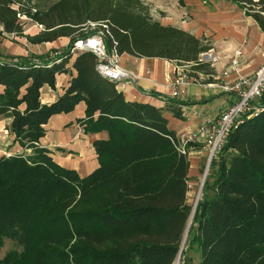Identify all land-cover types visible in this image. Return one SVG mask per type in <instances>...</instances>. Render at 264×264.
<instances>
[{
    "label": "trees",
    "instance_id": "trees-1",
    "mask_svg": "<svg viewBox=\"0 0 264 264\" xmlns=\"http://www.w3.org/2000/svg\"><path fill=\"white\" fill-rule=\"evenodd\" d=\"M23 1L0 0V33L24 36L18 15L27 13L42 25L25 36L30 43L70 42L54 57L0 58V116L12 118L13 141L34 150L0 157V247L8 239L19 248L0 264H174L186 234L180 264H264V92L212 160L189 225L190 162L176 151L165 116L183 119L185 102L168 98L157 107L127 100L97 71L91 51L68 63L73 43L94 32L89 24L105 23L109 52L164 59L210 82L215 69L200 55L212 49L211 40L154 20L145 0ZM229 1L264 33V0ZM71 70L65 92L41 103L40 89H54L56 76ZM81 101L85 116L77 124L85 133L108 134L94 142L98 167L84 177L39 146L48 119Z\"/></svg>",
    "mask_w": 264,
    "mask_h": 264
},
{
    "label": "crops",
    "instance_id": "crops-1",
    "mask_svg": "<svg viewBox=\"0 0 264 264\" xmlns=\"http://www.w3.org/2000/svg\"><path fill=\"white\" fill-rule=\"evenodd\" d=\"M176 4L179 6L177 11L181 14L189 11L192 22L178 25L159 22L211 40L212 49L208 52H213L218 57V60L212 63L216 72L213 81L209 82L208 76L199 74L207 78L206 84L199 85L191 82L196 79L190 77L184 87L178 86L179 94L173 97L171 93L176 88L175 82L179 71L175 63L160 58H137L122 54L119 58L122 61L125 60V63L120 65L136 73L137 79L131 84L116 86V88L129 101L149 103L157 107H164L168 98L185 102V105L181 107L183 119L165 112L169 129L179 133L194 129L205 118L218 116L236 100L235 90L231 92L232 90L225 88L236 80V75L230 72L232 54L237 49L242 50L240 74L250 75L264 58V33L250 16L245 15L237 3L229 0H176ZM13 6L17 8V5ZM38 25L29 20L24 25V36L0 33V58L9 59L29 55L50 57V52L66 49L70 42L69 37H60L49 42L30 43L25 36L39 33L42 29ZM76 54L70 58L69 68ZM74 74V70L67 74H58L54 89L44 85L40 89L41 103L55 102L65 92ZM2 92L3 86H0V93ZM151 92L157 95L153 96ZM23 108L24 106L21 105L20 109ZM85 108V103L81 101L71 112L52 115L44 125L45 135L39 139V146L47 149L48 155L57 164L75 170L81 177L87 176L98 167L94 142L108 137L106 131L85 133L83 127L77 124V120L85 116ZM11 120L12 118L8 115L0 116V157L3 150L18 152L24 149L18 142L13 141L14 135L10 130ZM188 160L190 162L188 172L190 193L196 189L199 182L205 160L204 149L201 146L196 147L189 154Z\"/></svg>",
    "mask_w": 264,
    "mask_h": 264
},
{
    "label": "built area",
    "instance_id": "built-area-1",
    "mask_svg": "<svg viewBox=\"0 0 264 264\" xmlns=\"http://www.w3.org/2000/svg\"><path fill=\"white\" fill-rule=\"evenodd\" d=\"M18 16L21 20L27 18L24 15ZM38 26L42 29V25ZM89 26L94 32L89 36L76 40L70 47V52L72 54L81 51L93 52L98 59L96 65L97 71L101 76L115 83L116 86H125L133 83L137 79V74L120 65L119 55L114 49L110 52L107 50L105 43V38L109 34L107 25L105 23H90ZM1 30L2 27H0V31ZM204 54L205 53L202 55ZM56 55H58V52H54L51 56L54 57ZM241 56L242 50L237 49L234 51L230 60V72L236 75L234 87V89L238 91L236 100L218 116L205 118L194 129L176 133L174 138H171L176 151L180 155L188 157L198 146L204 149L205 163L198 182L199 194L196 198V204L199 200L205 179L209 173L212 160L221 152L227 136L236 127L242 114L251 109L250 103L259 98L264 92V64L254 72L252 79L247 81L245 76L240 74ZM175 84L179 87H183L185 82L183 78H180ZM243 84L245 87L241 88ZM178 94L179 91L177 90H173L171 93L173 97H176ZM12 154H19V152L10 153L4 150L2 153L4 156H10Z\"/></svg>",
    "mask_w": 264,
    "mask_h": 264
},
{
    "label": "rangeland",
    "instance_id": "rangeland-1",
    "mask_svg": "<svg viewBox=\"0 0 264 264\" xmlns=\"http://www.w3.org/2000/svg\"><path fill=\"white\" fill-rule=\"evenodd\" d=\"M50 1L51 0H33L32 2L29 3L28 0H25V1H23V3H24V5L30 6L31 3L40 2V5L46 6L50 3ZM146 2L149 4V6L151 8L152 18L158 22L162 21L164 23L177 24V25L178 24H185V23L190 24L192 22V16L190 15L189 11L186 13H182V14L177 11V8H179V6L176 4V0H146ZM27 6H25V8H24L25 10H26V8H28ZM26 15H27V13H26ZM26 15H24V16H26ZM28 21H29V19H27V18L22 19V22L24 23V25L27 24ZM11 40L14 41L13 37H11ZM54 52H60V51H54ZM54 52H50V54H49L50 57H52L51 55L54 54ZM228 58H230V56ZM200 59L204 62L211 63V66L213 67L212 63L217 61L218 57L216 55H214L213 52H206L204 55H200ZM119 63L124 64L125 60L122 61L119 58ZM246 64H248V62ZM263 64H264V58H262L259 67ZM177 67H178L177 70H179L177 72L178 73L177 74V80L180 78H183V81L185 82V84L183 85V87H184L188 82L187 80H190V77L187 75L188 74L187 73L188 68L185 66H179V65H177ZM258 68H256L255 71ZM255 71H253V73H251L250 75L244 74L245 79L247 81H250L252 79ZM193 78H195V77H193ZM195 79L196 80H192L191 82H194V83L199 84V85H204L207 83V81H206L207 78L205 76H199L198 75V77H196ZM175 86H176L175 90L179 91L178 86L176 84H175ZM234 87H235V82L233 84L230 83L227 85V88L229 90H232L231 92H234L233 91V90H235ZM244 87H245V85L243 84L241 86V88H244ZM235 96H236V98L238 96L237 90H235ZM3 152H4V150L2 151V153ZM7 152H10V151H7ZM18 152H19V155L26 156V157L33 156V154H34L33 148H26V149H23V150L18 151ZM2 153H1V156H2ZM10 153H16V152H10ZM204 163H205V160H204ZM203 168H204V164L202 166L200 176L202 174ZM198 190H199V187L197 185L196 189L191 191L190 193H188V196H187L188 202L192 205L193 208L196 205V198L199 194ZM200 196H201V193H200ZM192 218H193V215L191 216L190 223L192 221ZM183 248H184V245H183ZM12 249H19V248H17L12 241L6 239L3 246L0 247V259H2L5 256V254ZM188 255L195 258V255L193 254L192 251H188ZM177 258H178V264H180L181 263V256H179ZM195 260H196V258H195ZM196 263H197V261H194V264H196Z\"/></svg>",
    "mask_w": 264,
    "mask_h": 264
},
{
    "label": "water",
    "instance_id": "water-1",
    "mask_svg": "<svg viewBox=\"0 0 264 264\" xmlns=\"http://www.w3.org/2000/svg\"><path fill=\"white\" fill-rule=\"evenodd\" d=\"M195 207H196V205H195L194 208L192 209V214H191V216H192L193 213H194ZM190 219H191V218H190ZM189 225H190V221H189ZM189 225H188V226H189ZM187 231H188V228H187ZM186 235H187V234H186ZM186 235H185V238H186ZM185 238H184V240H183L182 247H181V250L179 251L178 257H179L180 254H181V251H182V248H183V245H184V242H185Z\"/></svg>",
    "mask_w": 264,
    "mask_h": 264
},
{
    "label": "bare ground",
    "instance_id": "bare-ground-1",
    "mask_svg": "<svg viewBox=\"0 0 264 264\" xmlns=\"http://www.w3.org/2000/svg\"><path fill=\"white\" fill-rule=\"evenodd\" d=\"M174 264H178V258L175 260Z\"/></svg>",
    "mask_w": 264,
    "mask_h": 264
}]
</instances>
